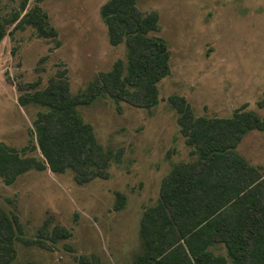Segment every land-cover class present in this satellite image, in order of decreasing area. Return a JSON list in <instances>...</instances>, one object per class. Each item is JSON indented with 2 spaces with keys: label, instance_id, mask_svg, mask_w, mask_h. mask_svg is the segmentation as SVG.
<instances>
[{
  "label": "rangeland",
  "instance_id": "obj_1",
  "mask_svg": "<svg viewBox=\"0 0 264 264\" xmlns=\"http://www.w3.org/2000/svg\"><path fill=\"white\" fill-rule=\"evenodd\" d=\"M106 1L40 3L57 30L55 39H40L28 26L7 27L0 42V142L18 151L35 144L33 123L44 109L19 105L28 84L40 79L43 89L66 69L71 94L82 95L100 73L126 61L125 46L110 45L100 17ZM20 2L0 0V21L19 10ZM33 6L29 0L28 10ZM137 7L159 15V30L151 36L163 38L171 53L170 73L158 85L160 102L148 112L130 99L119 110L100 93L79 107L99 144L122 151L108 179L79 185L71 171L49 169L29 171L11 186L0 178V209L18 217L27 241L15 243L10 264H80V256L91 255L101 264H132L144 252L145 210L157 204L172 168L197 158L180 132L170 97H183L195 117L230 118L243 107L264 116V0H137ZM237 152L264 176V132L248 133ZM26 155L42 159L38 149ZM116 193L126 197L121 210L115 209ZM54 228L67 229L71 237L52 243ZM209 251L226 256L220 244Z\"/></svg>",
  "mask_w": 264,
  "mask_h": 264
},
{
  "label": "trees",
  "instance_id": "obj_2",
  "mask_svg": "<svg viewBox=\"0 0 264 264\" xmlns=\"http://www.w3.org/2000/svg\"><path fill=\"white\" fill-rule=\"evenodd\" d=\"M21 0L19 10L0 21V42L7 27L35 30L40 39H55L57 30L40 7L45 0ZM100 17L111 46H125L126 61L100 73L82 95L70 92L67 70H59L39 88L41 80L27 85L18 97L22 107L38 106L34 121L35 144L20 151L0 142V178L13 185L29 171H71L77 184L108 179L112 163H119L122 151L105 150L79 107L97 96L108 95L120 110V102L138 99L150 112L159 102V83L170 73L171 53L166 41L151 36L159 30L157 13L143 14L137 0H107ZM13 31L9 34L12 36ZM177 112V123L187 145L197 156L191 163L175 165L163 179L155 206L145 210L141 223L144 252L132 264H264V176L237 152L250 132H264V116L244 107L230 118L195 117L190 104L179 96L169 99ZM38 149L42 159L26 153ZM126 197L116 193L115 209L121 210ZM23 228L16 215L0 209V264H10L16 256L15 243ZM71 233L54 228L52 243L68 240ZM36 244V243H35ZM223 245L226 256L214 255L209 248ZM43 248L45 245L39 244ZM80 264H101L96 256H80Z\"/></svg>",
  "mask_w": 264,
  "mask_h": 264
}]
</instances>
